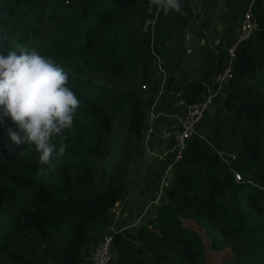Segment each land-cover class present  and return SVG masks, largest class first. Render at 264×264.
<instances>
[{
	"label": "trees",
	"instance_id": "1",
	"mask_svg": "<svg viewBox=\"0 0 264 264\" xmlns=\"http://www.w3.org/2000/svg\"><path fill=\"white\" fill-rule=\"evenodd\" d=\"M147 1L0 0V17L7 14L3 23L14 18L8 39L13 45L31 43L59 63L80 101L65 138H54L57 147L66 148L62 155L54 153L51 166L39 162L33 145L5 148L0 127V264H79L93 225L123 199L146 124L142 86L153 67L152 55L140 43ZM179 9L168 11L170 21L187 25L193 12L184 3ZM258 22L251 51L245 56L242 50L236 68L238 77L254 83L232 108L241 134L235 158L226 168L204 140L189 139L157 203L158 229L138 230L136 240L146 254L134 255L122 236L114 235L121 264H153L152 259H158L155 264H264V138L259 133L264 15ZM203 89L197 83L183 86L185 101H197ZM232 89L226 108L234 100ZM117 111L122 119H113ZM225 120L217 112L210 140L225 139ZM124 128L123 145H117ZM170 162L158 170V188ZM229 243L230 260H208L207 245L219 250Z\"/></svg>",
	"mask_w": 264,
	"mask_h": 264
},
{
	"label": "crops",
	"instance_id": "2",
	"mask_svg": "<svg viewBox=\"0 0 264 264\" xmlns=\"http://www.w3.org/2000/svg\"><path fill=\"white\" fill-rule=\"evenodd\" d=\"M181 3L186 4L193 12V18L187 25L173 24L170 21L169 10L165 12L163 8L145 10L141 17L148 24L154 21L153 31L140 33L143 48L149 53L152 50L157 57L154 59L152 55L153 67L149 87L142 93L146 106L145 129L151 128L152 133L148 148L144 140L141 142L123 199L111 212L110 218L105 217L93 225L90 244L79 264H92L88 257L110 224L114 225L115 234L122 236L134 255L146 254L145 247L136 240V237L142 226H147L151 230L158 229L157 224L153 222L157 216L158 206L157 174L163 163L169 160L173 136L181 127L180 121L185 111V107L176 97V89L182 90L183 86L188 87L193 83L204 87L222 68L225 51L249 0H181ZM253 10L256 16H263L264 0H255ZM158 63L168 72L169 81L164 96L155 103L161 86ZM203 94L204 91L195 100L201 99ZM223 100L216 102L200 127L209 150L216 153L217 143L210 140L209 134L217 112L223 115V107L226 108L223 106ZM154 105L155 115L151 117ZM152 261L155 264V260L152 259L150 262ZM112 264H121L115 245L112 251Z\"/></svg>",
	"mask_w": 264,
	"mask_h": 264
},
{
	"label": "clouds",
	"instance_id": "3",
	"mask_svg": "<svg viewBox=\"0 0 264 264\" xmlns=\"http://www.w3.org/2000/svg\"><path fill=\"white\" fill-rule=\"evenodd\" d=\"M154 2L165 12L180 11L177 0ZM79 104L68 86V73L52 58L25 46L0 49V127L5 128V148L33 145L39 162L51 166L54 153L62 155L66 148L63 143L57 147L54 138H65Z\"/></svg>",
	"mask_w": 264,
	"mask_h": 264
},
{
	"label": "built area",
	"instance_id": "4",
	"mask_svg": "<svg viewBox=\"0 0 264 264\" xmlns=\"http://www.w3.org/2000/svg\"><path fill=\"white\" fill-rule=\"evenodd\" d=\"M178 6L181 5V0H177ZM255 0H249L246 10L244 11L242 18L234 31L232 40L230 41L225 54L222 68L218 70L211 81L205 84L204 94L201 99L188 104L183 96V90L176 89V97L181 105L185 107L184 114L181 118V127L174 133L173 145L169 151L171 162L166 166L163 173L162 180L158 188V196L156 201L160 199L163 193L170 186L172 181V171L176 163H178L187 148V141L191 138H199L203 140V134L201 133V126L205 121L211 108L216 104L217 101H222L228 90H230L236 80V68L241 58V52L245 48L248 42H250L254 37L256 32L259 30V22L257 16L254 13ZM162 8L158 6L154 0H148L146 3V9H158ZM171 10V8L169 9ZM154 30V21L146 22L144 25V32H151ZM153 58L157 57L150 51ZM158 71L161 72L160 89L156 95V100L159 101L165 92V87L169 81V75L166 69L158 63ZM149 85H143L142 90H148ZM154 103V104H155ZM155 105L152 106V111L150 116L154 117ZM152 133V129L143 130V140L147 145L149 142V137ZM148 148V145H147ZM217 155L220 159L227 165H230V161L235 158L234 154H227V158H224L222 153ZM114 235L115 227L114 225H109L107 230L102 235L98 244L93 248L91 255L88 260L92 264H112V251L114 248Z\"/></svg>",
	"mask_w": 264,
	"mask_h": 264
},
{
	"label": "rangeland",
	"instance_id": "5",
	"mask_svg": "<svg viewBox=\"0 0 264 264\" xmlns=\"http://www.w3.org/2000/svg\"><path fill=\"white\" fill-rule=\"evenodd\" d=\"M7 17V14H3L0 17V37H3V39H0V46L4 47L6 50H11L13 48H18L20 46H25V47H30V48H34V45L31 43H22L20 42L18 45H13V43L8 39L7 37V33L8 28L10 27L11 24H13V20L14 18L10 19L8 21V23L4 24L3 20L4 18ZM250 44L248 43L246 45V47L244 48L243 54H245V56H247L250 52ZM234 86L233 89L231 90L233 96H234V100L233 102L229 105L230 107L225 108L223 107V115L226 116V120L223 123L222 127L224 128L225 132H226V137L224 140L222 141H215L217 143V149L216 151L218 153H222L224 158H227V154H234L236 155V151L239 149V145H240V139H241V134H240V128H239V124L238 122L235 120V115L233 113L232 108L237 104V100L235 99L240 92L249 84L252 83V79L251 78H246V77H238L236 76V80L234 82ZM254 83V82H253ZM252 83V84H253ZM227 99V95L225 96V99L223 100V106H224V102ZM220 112V110H219ZM122 114V115H121ZM129 112L127 114V120L129 119ZM113 119H122L123 113L120 111L115 112L113 115ZM260 130V135H262V137L264 138V123L262 126L259 127ZM126 134V128H124L123 130H121V133H118V136L116 137V144L117 145H123L124 142V138L123 136H125ZM113 145H115L113 143ZM215 154H217L215 151H213ZM134 167V166H133ZM226 168H229L228 166H226ZM164 194V193H163ZM163 196V195H162ZM114 211V210H113ZM112 211V212H113ZM112 213H110L107 217H111ZM111 225V224H110ZM202 235L204 236L205 232L204 230H200ZM207 240V239H205ZM232 243L226 244L224 247H222L219 250H214L213 248H210L209 245L206 246L207 249V258L208 260H212L213 262H221L223 260H230L233 256V251H232V247L231 245ZM158 259H155L156 262Z\"/></svg>",
	"mask_w": 264,
	"mask_h": 264
}]
</instances>
